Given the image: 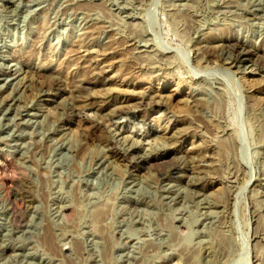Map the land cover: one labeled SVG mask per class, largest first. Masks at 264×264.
Segmentation results:
<instances>
[{"label": "rangeland", "instance_id": "1", "mask_svg": "<svg viewBox=\"0 0 264 264\" xmlns=\"http://www.w3.org/2000/svg\"><path fill=\"white\" fill-rule=\"evenodd\" d=\"M263 59L264 0H0V264H264Z\"/></svg>", "mask_w": 264, "mask_h": 264}, {"label": "bare ground", "instance_id": "2", "mask_svg": "<svg viewBox=\"0 0 264 264\" xmlns=\"http://www.w3.org/2000/svg\"><path fill=\"white\" fill-rule=\"evenodd\" d=\"M71 2V1H70ZM166 2V1H165ZM169 2H170V0H169ZM96 4V3H95ZM74 6V5H73ZM87 6V5H86ZM97 6V5H96ZM164 6V5H163ZM168 6V5H167ZM85 9V8H84ZM88 11V10H87ZM172 11V10H171ZM91 23V22H90ZM104 26H102V28H103ZM108 28V27H107ZM105 29V28H104ZM109 29V28H108ZM99 30V29H98ZM93 31V29L91 28V30H89L88 31V33L89 32H92ZM113 31V30H112ZM87 33V32H86ZM88 36H89V34H87ZM109 36V35H108ZM88 38V37H87ZM113 39V38H112ZM135 40V39H134ZM231 40V39H230ZM34 41V40H33ZM131 43V42H130ZM81 44H84V43H81ZM200 45V44H199ZM218 45V44H217ZM82 46V45H81ZM195 46V45H194ZM193 46V47H194ZM215 47H217V46H215ZM225 47V46H224ZM224 49V48H223ZM226 49H231V50H233V52H236L237 53V55L238 56H241V57H243V56H251V55H254V53L251 51V49L249 50V48H246V46H245V44H242L241 42H237V41H229V42H227V44H226ZM86 50V49H85ZM89 51V50H88ZM140 51V50H139ZM142 51V50H141ZM146 51V50H145ZM221 51H222V49H221ZM220 52V51H219ZM219 52H217V53H219ZM230 52V51H229ZM228 52V53H229ZM232 52V53H233ZM231 53V54H232ZM27 54V53H26ZM235 54V53H234ZM33 55V54H32ZM151 55V54H150ZM194 55V54H193ZM257 55V54H256ZM258 56V55H257ZM256 56V57H257ZM165 57V56H164ZM173 57V56H172ZM213 57V56H212ZM218 57V56H217ZM236 57V56H235ZM234 57V58H235ZM259 57V56H258ZM257 57V58H258ZM255 58V57H254ZM261 59V58H260ZM153 60V59H152ZM259 60V59H258ZM227 61V60H226ZM263 61V63H264V59L262 60ZM199 63V62H198ZM197 63V64H198ZM214 63V62H213ZM259 63V62H258ZM195 64V63H194ZM260 64H261V62H260ZM236 65V64H235ZM263 65V64H262ZM264 68V67H263ZM8 69V68H7ZM13 70V69H12ZM99 73V72H98ZM93 74V73H92ZM100 74V73H99ZM106 77V76H105ZM84 79V78H83ZM98 79V78H97ZM203 79V78H202ZM2 80V79H1ZM99 80V79H98ZM98 80H96V81H98ZM80 86V85H79ZM95 86V85H94ZM196 86V85H195ZM88 87V86H87ZM198 87V86H197ZM198 90V89H197ZM60 92V91H59ZM146 95V94H145ZM155 95V94H154ZM62 96V95H61ZM200 96V95H199ZM14 97V96H13ZM150 97H151V95H150ZM11 101V100H10ZM164 101V100H163ZM148 102V101H147ZM151 102V101H150ZM155 102H157V101H155ZM158 102H160V101H158ZM138 103V102H137ZM149 103V102H148ZM154 103V102H153ZM188 103V102H187ZM201 103V102H200ZM139 104H140V101H139ZM158 104V103H157ZM160 104H162V103H160ZM248 104V103H247ZM125 105V104H124ZM129 105H131V104H129ZM147 105V104H146ZM159 106V105H158ZM114 108H115V106H113ZM133 107V106H132ZM250 107V106H249ZM124 108V107H123ZM119 109V111H118V115H119V117H121L122 115H132V117H134L135 119H141V118H144L145 116H144V113H143V111H142V109L141 110H135V109H133L134 111H129V109H127V110H124V109ZM126 108V107H125ZM144 108V107H143ZM118 109V108H117ZM140 109V108H139ZM145 109V108H144ZM114 111V110H113ZM116 112H117V110H116ZM116 112H114V113H116ZM37 113V112H36ZM40 113V112H39ZM79 113V112H78ZM38 114V113H37ZM46 114V113H45ZM106 115V114H105ZM113 115V114H112ZM117 115V116H118ZM223 131V130H222ZM227 134V133H226ZM228 136V135H227ZM171 137V136H170ZM224 138V137H223ZM226 139V138H225ZM222 140V139H221ZM225 141V140H224ZM226 142V141H225ZM234 142V141H233ZM233 145H234V143H233ZM232 147V146H231ZM162 153V152H161ZM165 157L166 156H161V155H159V154H151V155H149V156H144L143 155V157H141V162L143 163V164H148V163H154V162H160L161 160H163V159H165ZM130 158H132V157H130ZM129 158V159H130ZM136 158V157H135ZM131 160V159H130ZM3 162V161H2ZM128 162V161H127ZM13 164V163H12ZM11 164V165H12ZM6 170H7V168H6ZM5 170V171H6ZM204 170V169H203ZM1 177H2V175H1ZM5 182V181H4ZM1 184V183H0ZM187 184V183H186ZM194 184V183H193ZM6 185V184H5ZM10 186H12V185H10ZM6 187V186H5ZM12 190V189H11ZM230 192V191H229ZM15 193V192H14ZM3 194H5V193H3ZM15 195H16V193H15ZM9 196V195H8ZM14 196V195H13ZM169 198V197H168ZM3 200V199H2ZM130 202V201H129ZM5 203V202H4ZM8 203V202H7ZM228 205V204H227ZM5 206V205H4ZM11 207V206H10ZM14 208V207H13ZM12 208V209H13ZM226 208H227V206H226ZM224 211V210H223ZM228 211V210H227ZM15 212H17V211H12V214H14ZM8 213H10V211L8 212ZM16 214V213H15ZM12 216V215H11ZM12 217H14V216H12ZM11 217V218H12ZM16 217V216H15ZM15 220V219H14ZM11 221H13L12 219H11ZM223 222V221H222ZM9 223V222H8ZM222 224V223H221ZM224 229V228H223ZM224 239V238H223ZM221 240V239H220ZM219 240V241H220ZM224 241V240H223ZM49 243H50V241H49ZM210 243V242H209ZM221 244H223L222 243V241H221ZM220 244V245H221ZM228 244V243H227ZM218 245V244H217ZM226 245V244H225ZM49 247H51L50 245H49ZM209 247V246H208ZM216 247V246H215ZM55 248V247H54ZM218 249V248H217ZM212 250V249H211ZM221 250V249H220ZM208 251V250H207ZM210 251V250H209ZM68 253V252H67ZM71 253V252H70ZM208 253V252H207ZM212 253H214V252H212ZM211 253V254H212ZM221 253V252H220ZM219 253V254H220ZM210 254V255H211ZM64 255V254H63ZM209 255V254H208ZM209 255V256H210ZM213 255V254H212ZM211 255V256H212ZM257 255V254H256ZM219 256V255H218ZM214 257H215V254H214ZM211 258V257H210ZM207 259H208V261H209V258L207 257L206 258V261H207ZM207 261V262H208ZM210 262H208V264H209Z\"/></svg>", "mask_w": 264, "mask_h": 264}]
</instances>
